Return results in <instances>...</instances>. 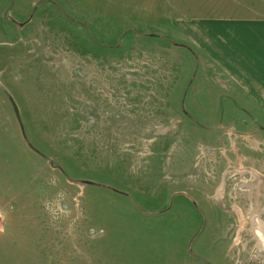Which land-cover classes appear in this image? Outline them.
<instances>
[{"label": "rangeland", "instance_id": "obj_1", "mask_svg": "<svg viewBox=\"0 0 264 264\" xmlns=\"http://www.w3.org/2000/svg\"><path fill=\"white\" fill-rule=\"evenodd\" d=\"M243 14L0 0V264H264V102L188 33Z\"/></svg>", "mask_w": 264, "mask_h": 264}, {"label": "crops", "instance_id": "obj_2", "mask_svg": "<svg viewBox=\"0 0 264 264\" xmlns=\"http://www.w3.org/2000/svg\"><path fill=\"white\" fill-rule=\"evenodd\" d=\"M211 22L221 28L220 45L211 34L213 30L208 29L209 22L190 28L188 33L223 62L227 73L223 81L235 85L231 89L239 94L233 102H264V14Z\"/></svg>", "mask_w": 264, "mask_h": 264}, {"label": "bare ground", "instance_id": "obj_3", "mask_svg": "<svg viewBox=\"0 0 264 264\" xmlns=\"http://www.w3.org/2000/svg\"><path fill=\"white\" fill-rule=\"evenodd\" d=\"M257 228H259L258 230L260 231V232H262V226L261 227H257ZM260 232H258V239L262 242V244L264 245V234L263 233H260Z\"/></svg>", "mask_w": 264, "mask_h": 264}]
</instances>
